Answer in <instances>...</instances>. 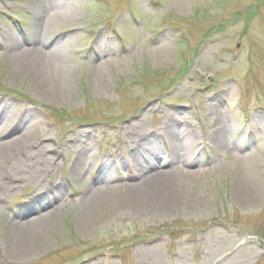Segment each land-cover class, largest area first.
<instances>
[{"label": "rangeland", "instance_id": "374dc122", "mask_svg": "<svg viewBox=\"0 0 264 264\" xmlns=\"http://www.w3.org/2000/svg\"><path fill=\"white\" fill-rule=\"evenodd\" d=\"M39 38L59 94L10 64ZM5 99L37 135L0 179V264H264V0H0Z\"/></svg>", "mask_w": 264, "mask_h": 264}, {"label": "bare ground", "instance_id": "6f19581e", "mask_svg": "<svg viewBox=\"0 0 264 264\" xmlns=\"http://www.w3.org/2000/svg\"><path fill=\"white\" fill-rule=\"evenodd\" d=\"M45 42H43V39H38V44L33 50L22 48L19 50V52L15 55H13L10 64L13 67L16 65L20 66H31L35 68L34 75L36 78L41 79V85L43 87H47L50 90H52L55 94H59L61 90L63 89V82H62V73H63V67L61 64L57 62V60L54 57V53L52 50L51 52H46ZM12 104L7 101L6 99L3 100L0 103V122L2 119L4 120L2 125L0 126V179H2L5 176H8L9 170H13V166L15 162L19 161L20 159H23L20 157L23 155L27 150H30L34 146V143L32 142V139H35L37 135V131L35 129V126L37 122L30 123L27 127H24V117L27 116L26 113L23 114V117L21 120L16 119H10L9 114L12 112L10 110V106ZM25 115V116H24ZM17 133V134H14ZM6 139V137H8ZM11 136V137H10ZM139 174V173H138ZM138 174H135L138 176ZM180 174H183V171L176 172L171 169H157L151 176L153 178H156L153 184V187L150 189H142V197L144 200H147L148 202L151 201L152 193H158L156 195L157 197L163 196L164 199L162 200V204L166 205L168 203L167 199L165 200V194L173 191L175 188L169 184V182L165 181H158V179L162 178H171L175 176H181ZM142 179V177H141ZM17 179L13 178L11 179L12 182H15ZM20 181V180H19ZM131 191H135L138 187V185H126ZM62 185L59 184L56 187L46 189L45 192L39 191L33 196V200L31 203H34L35 201H41L39 199L40 197H45L46 194H49L50 192L59 193L61 192ZM9 190L15 189V185L12 183L9 185ZM6 189V187H5ZM247 192H250L249 197H256L258 194V191L252 188H246ZM1 191L3 189H0ZM7 190V189H6ZM108 188H104L103 190L99 191L95 195L96 200H101L105 197V195L108 194ZM4 192V191H3ZM162 194V195H161ZM91 198V197H89ZM4 199L3 194L0 193V202ZM141 199V197H140ZM91 200V199H90ZM157 200V198H156ZM165 201V202H164ZM47 205V203L45 204ZM34 207V206H33ZM40 207V206H39ZM33 211L39 210L38 208H32ZM25 211L21 216H25L26 214H29V212ZM47 216V215H46ZM41 215L39 218H33L30 220H27L26 222L18 223V226L21 229L28 230L31 227H38V225L46 220L45 217Z\"/></svg>", "mask_w": 264, "mask_h": 264}]
</instances>
